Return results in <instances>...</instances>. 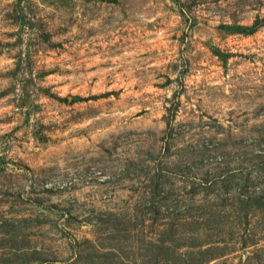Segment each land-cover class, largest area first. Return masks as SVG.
Returning a JSON list of instances; mask_svg holds the SVG:
<instances>
[{
  "label": "rangeland",
  "instance_id": "1",
  "mask_svg": "<svg viewBox=\"0 0 264 264\" xmlns=\"http://www.w3.org/2000/svg\"><path fill=\"white\" fill-rule=\"evenodd\" d=\"M0 264H264V0H0Z\"/></svg>",
  "mask_w": 264,
  "mask_h": 264
}]
</instances>
